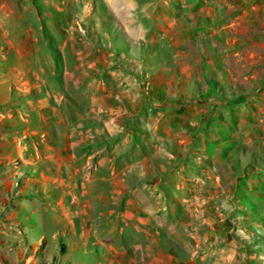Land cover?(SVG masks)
<instances>
[{
  "label": "rangeland",
  "instance_id": "374dc122",
  "mask_svg": "<svg viewBox=\"0 0 264 264\" xmlns=\"http://www.w3.org/2000/svg\"><path fill=\"white\" fill-rule=\"evenodd\" d=\"M127 213L264 264V0H0V264H92Z\"/></svg>",
  "mask_w": 264,
  "mask_h": 264
},
{
  "label": "crops",
  "instance_id": "0c3cea01",
  "mask_svg": "<svg viewBox=\"0 0 264 264\" xmlns=\"http://www.w3.org/2000/svg\"><path fill=\"white\" fill-rule=\"evenodd\" d=\"M129 202L131 201V203L135 202V199L133 197H131L129 200ZM82 220L83 222H86L87 218H86V214H82ZM122 220H124L125 222H127L126 224V229H129L132 233V238L133 240L131 241V243H127V245H129L128 247H126L124 250L119 249L118 247H116V245H112L111 249H113L114 251L110 250L108 251V249H106L104 251V249L101 247L96 248L95 250V254L96 258H94V262L92 264H96V259L98 257V253L102 251V253L104 254V260L105 264H192V259H186L184 258L183 260L179 259L178 257H174L171 253H167V251L165 250V244L164 243H158V247L156 249H154L153 245L150 246H143V243L141 242V240L143 239V225L142 226H138L135 225L134 222L136 221H140L144 219L143 214L141 213H131V214H125L121 216ZM136 220V221H135ZM133 222V227L128 223V222ZM131 227V228H130ZM78 233H79V243L76 247L78 251V247L79 244L82 243L85 248L83 249L84 252H91V248L89 247V243H98L100 242L99 240V235L96 233V231L94 232V235L92 236V241L88 242V238H90L89 236V230L86 229V223L83 224V226L81 228L78 229ZM88 237V238H87ZM93 246V244H92ZM108 251V253L106 252ZM113 252H115V257L112 256ZM107 254V255H106ZM110 255V256H109ZM166 259L169 261H166ZM87 261H81L79 264H86ZM89 263V262H88Z\"/></svg>",
  "mask_w": 264,
  "mask_h": 264
}]
</instances>
